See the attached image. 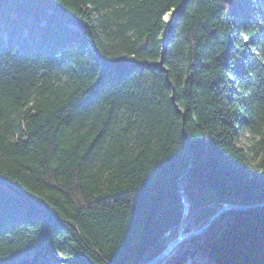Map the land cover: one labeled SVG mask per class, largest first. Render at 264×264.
Returning a JSON list of instances; mask_svg holds the SVG:
<instances>
[{"label":"trees","instance_id":"1","mask_svg":"<svg viewBox=\"0 0 264 264\" xmlns=\"http://www.w3.org/2000/svg\"><path fill=\"white\" fill-rule=\"evenodd\" d=\"M182 3L0 0V264H146L180 189L253 208L159 264H264V0Z\"/></svg>","mask_w":264,"mask_h":264},{"label":"water","instance_id":"2","mask_svg":"<svg viewBox=\"0 0 264 264\" xmlns=\"http://www.w3.org/2000/svg\"><path fill=\"white\" fill-rule=\"evenodd\" d=\"M186 2V0H183L182 5L180 6V8L175 11L174 13L171 14V18L169 21H167V29H169V27H171V25L175 22V18L177 17L179 11L183 8V4ZM168 32V31H167ZM167 42V38L165 39L164 43ZM180 194L182 196V200H183V204H184V211H183V216H182V220L179 224L178 227V232H177V236L170 241L166 247L161 251V253L159 255H157L155 258H153L152 260H150L148 263L146 264H159L161 261H163L166 257H168L171 252L183 241L193 237V236H197L199 234H201L205 229H207L211 223L219 216L221 215L224 211H228V210H245V209H250L253 208V206H243V205H225L223 208H221L219 211H217L216 213H214L211 218L208 220V222L200 229H198L197 231H193V232H188V233H184V229H183V222L185 220V217L187 215L188 212V207H189V201L186 198L184 192L180 189ZM259 206H264V203L259 205ZM193 257V254L192 256Z\"/></svg>","mask_w":264,"mask_h":264},{"label":"rangeland","instance_id":"3","mask_svg":"<svg viewBox=\"0 0 264 264\" xmlns=\"http://www.w3.org/2000/svg\"><path fill=\"white\" fill-rule=\"evenodd\" d=\"M170 18H171V14H168V15L165 16V19H164V20L167 22V21L170 20ZM172 240H173V239H172ZM172 240H171V241H172Z\"/></svg>","mask_w":264,"mask_h":264}]
</instances>
